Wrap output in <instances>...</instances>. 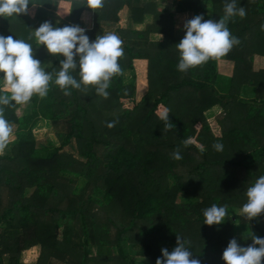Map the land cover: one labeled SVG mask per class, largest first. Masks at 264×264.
Segmentation results:
<instances>
[{"label":"trees","instance_id":"obj_1","mask_svg":"<svg viewBox=\"0 0 264 264\" xmlns=\"http://www.w3.org/2000/svg\"><path fill=\"white\" fill-rule=\"evenodd\" d=\"M172 2L104 0L92 10L86 0H32L33 16L3 17L0 35L30 43L46 72L59 71L64 57L34 35L28 40L45 21L79 25L92 41L115 33L124 55L107 98L95 85L65 95L54 77L44 97L0 105L15 137L0 154V264H138V258L156 264L162 249L177 246V235L201 264H225L231 239L246 247L253 235L264 238V217L240 224L237 215L247 188L264 175V66L254 65L264 58V0H236L247 15L228 21L240 40L221 57L233 63L231 73L218 71V58L180 72L175 46L184 37L176 14L218 21L226 0ZM123 6L125 27L118 23ZM84 12L90 27H83ZM146 14L151 23L134 28ZM140 58L147 88L137 100L135 78L140 90L145 86L144 67L134 66ZM71 74L79 81V69ZM41 126L52 127L58 145L36 139L33 130ZM177 148L180 160L173 158ZM214 203L227 205L228 214L209 226L203 213ZM237 228L244 232L236 235ZM34 245L37 261L21 262L35 257Z\"/></svg>","mask_w":264,"mask_h":264},{"label":"clouds","instance_id":"obj_2","mask_svg":"<svg viewBox=\"0 0 264 264\" xmlns=\"http://www.w3.org/2000/svg\"><path fill=\"white\" fill-rule=\"evenodd\" d=\"M103 2L86 0V6L92 10L98 9L103 6ZM30 3L32 0H0V17L27 14ZM224 13L218 21L205 20L203 15L185 21V35L175 45L180 54L178 71L186 73L210 59L223 57L240 44L239 38L232 35L227 25L236 16L246 18V8L238 7L236 0H226ZM57 15L60 13L57 12ZM261 28L264 30V25ZM33 35L37 43L46 46L50 54L64 57L60 60L59 71L46 72L40 60L34 58L30 43L11 35H0V73L4 74L0 78L3 82L0 86V105L12 107L14 104H26L34 94L44 97L54 77V83L65 95H71L70 88L81 89L82 85H95L98 95L104 98L109 96L107 89L111 78L122 71L118 60L124 55L123 41L117 34L97 35L92 41L86 30L79 25H65L61 28L45 21L29 35L28 40L33 39ZM77 69L79 81L71 74ZM164 119L165 130H171L173 125L167 115ZM108 126L113 127L114 124ZM13 131V125L4 116V108L0 107V154L9 145ZM189 143L190 140L183 141L185 147ZM213 148L222 151L223 145L215 143ZM173 158L182 159L179 148L173 152ZM246 196L247 202L240 210L242 216L252 220L264 213V175L247 188ZM227 208V205L212 204L204 210V224H221L228 214ZM251 239L253 242L246 247L241 246L235 238L231 239L222 255L225 264H264V238L253 235ZM188 245L189 241L177 235V246L171 252L167 248L162 249V258H158L156 264H201L199 259L193 258Z\"/></svg>","mask_w":264,"mask_h":264},{"label":"rangeland","instance_id":"obj_3","mask_svg":"<svg viewBox=\"0 0 264 264\" xmlns=\"http://www.w3.org/2000/svg\"><path fill=\"white\" fill-rule=\"evenodd\" d=\"M157 2H159V0H156ZM164 1H166L167 3H161L162 4V6H165V7H170L169 5H171L173 2V0H164ZM162 2V1H161ZM33 5H31L30 7H29V11H28V13L30 14V16H33L34 15V7H32ZM118 17H119V22H123L124 23V25L126 26L127 24H128V22H127V6L125 7V8H123V10H119V12H118ZM175 17H176V20H177V26L178 27H180L179 28V31L177 32V34L178 35H180V36H184L185 35V30H184V27H183V25H184V23H185V21L186 20H188V19H190V17H191V14L190 13H183V14H181V13H178V14H176L175 15ZM121 18V19H120ZM83 21H84V25H83V27H90L91 26V17H89V14L86 12H84L83 14H82V18H81ZM118 22V23H119ZM139 62H141V64H142V66L144 67V74H145V86L143 87V88H141V90L139 89V83H138V80H137V78H135V84H136V97H137V100L144 94V92L146 91V89H145V87L147 88V80H146V65H145V62L146 61H139ZM134 65H135V68L138 66V61H134ZM254 65H255V67H257V68H261V67H263L264 66V58H260V59H258L255 63H254ZM217 69H218V71H220L221 73H231V71H232V68H233V63L232 62H230V61H228V60H226V59H223V58H218V60H217ZM139 69V68H138ZM3 76H4V74L3 73H0V78H3ZM212 119H213V117L212 118H210L209 120L212 122ZM42 127V126H41ZM39 128V129H34L33 130V133H34V135H35V137H36V139H38L39 141H45V139L46 138H49V140L53 143V144H55V145H58V142H57V140L55 139V137H54V132H53V130H52V127L50 126V129L49 130H47L46 131V127H42V128ZM15 137H14V134L12 135V137H11V140H13ZM238 213L239 214H237L239 217H240V220H239V222L238 223H240V224H242V223H247V222H249V220L246 218V217H244V216H242L241 215V212L240 211H238ZM260 217H264V213H262L261 215H260ZM244 231L242 230V229H240V228H237L236 230H235V234L237 235V234H241V233H243ZM32 248H36V255H35V257L32 259H29V260H25L26 261V263H35L36 261H37V259H38V257H39V255H40V250H38L39 249V247L37 248V247H32ZM30 249V248H29ZM168 250H169V252H171L174 248L173 247H170V246H168V248H167ZM137 261H138V264H149L145 259H143V258H138L137 259Z\"/></svg>","mask_w":264,"mask_h":264},{"label":"crops","instance_id":"obj_4","mask_svg":"<svg viewBox=\"0 0 264 264\" xmlns=\"http://www.w3.org/2000/svg\"><path fill=\"white\" fill-rule=\"evenodd\" d=\"M162 1V2H161ZM159 2H161V3H167L166 1H164V0H159ZM32 7H34V10H35V5H33ZM126 6H123L121 9H120V11L121 10H123V8H125ZM121 19V18H120ZM3 17H0V23H2L3 22ZM151 21H152V16L151 15H149V14H146V15H144V18H143V21L142 22H138V23H135L134 24V28H136V29H144L145 28V26H146V24H148V23H151ZM119 22V21H118ZM119 24L122 26V27H125V25H124V23L123 22H119ZM150 37L152 38V39H155V40H159V39H161L162 38V35L161 34H157V33H152V34H150ZM146 61L145 59H135L134 61ZM135 64V63H134ZM145 65H146V62H145ZM135 66V65H134ZM2 82V81H1ZM145 89H146V87H145ZM145 93V92H144ZM6 149H7V147L5 148V150H4V152L6 151ZM3 152V153H4ZM2 153V154H3ZM32 247H39V249L38 250H40V246L39 245H34V246H31L30 248H32ZM25 250H27V249H25ZM24 251V250H23ZM20 261L21 262H23V263H26V261L25 260H22L21 258H20Z\"/></svg>","mask_w":264,"mask_h":264}]
</instances>
